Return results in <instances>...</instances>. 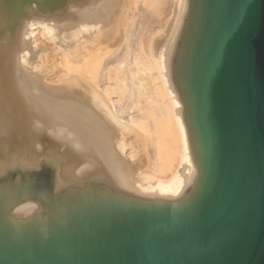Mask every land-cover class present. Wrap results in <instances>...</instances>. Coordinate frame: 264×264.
<instances>
[{
  "label": "bare ground",
  "instance_id": "6f19581e",
  "mask_svg": "<svg viewBox=\"0 0 264 264\" xmlns=\"http://www.w3.org/2000/svg\"><path fill=\"white\" fill-rule=\"evenodd\" d=\"M206 13V0H0V256L75 252L131 211L198 204Z\"/></svg>",
  "mask_w": 264,
  "mask_h": 264
},
{
  "label": "water",
  "instance_id": "95a60500",
  "mask_svg": "<svg viewBox=\"0 0 264 264\" xmlns=\"http://www.w3.org/2000/svg\"><path fill=\"white\" fill-rule=\"evenodd\" d=\"M192 80L209 172L186 210L131 211L75 252L0 264H264V0H206Z\"/></svg>",
  "mask_w": 264,
  "mask_h": 264
},
{
  "label": "rangeland",
  "instance_id": "374dc122",
  "mask_svg": "<svg viewBox=\"0 0 264 264\" xmlns=\"http://www.w3.org/2000/svg\"><path fill=\"white\" fill-rule=\"evenodd\" d=\"M24 19H25V18H24ZM24 19H22V20H24ZM121 53H122V51H120V52L117 54L116 57L112 58V59L107 63V65H110V64L114 63V62L116 61V59H117L118 57H120ZM33 55H34V54H33ZM33 57L36 58L35 56H33Z\"/></svg>",
  "mask_w": 264,
  "mask_h": 264
}]
</instances>
